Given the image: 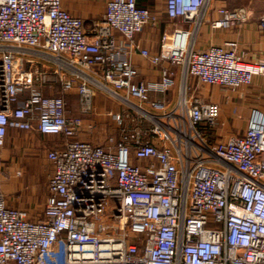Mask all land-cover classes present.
<instances>
[{
  "label": "built area",
  "instance_id": "obj_1",
  "mask_svg": "<svg viewBox=\"0 0 264 264\" xmlns=\"http://www.w3.org/2000/svg\"><path fill=\"white\" fill-rule=\"evenodd\" d=\"M209 1L164 0L165 15L198 27ZM215 11L213 28L251 15ZM158 20L137 0H106L87 29L61 0H0V149L9 128L63 139L46 151L42 216L9 205L0 189V264H264V111L253 108L242 132L217 140V102L182 89L173 109L149 98L174 84L171 65L233 89L264 74V61L245 59L231 39L195 50L192 30L178 26L150 52L134 36ZM134 52L159 66L158 80L138 78ZM98 90L127 106L112 114L119 126L105 144L76 138L81 118L65 98L76 92L89 115ZM5 176L0 159V185Z\"/></svg>",
  "mask_w": 264,
  "mask_h": 264
},
{
  "label": "crops",
  "instance_id": "obj_2",
  "mask_svg": "<svg viewBox=\"0 0 264 264\" xmlns=\"http://www.w3.org/2000/svg\"><path fill=\"white\" fill-rule=\"evenodd\" d=\"M61 2L65 10L84 20V25L87 29L104 16L106 9V0H61ZM137 3L149 7L159 17V20L155 24L147 23L143 30L134 36L135 41H137L141 47L147 48L150 52L157 53L159 51L161 34L164 29L172 30L174 26H178L181 28L189 27L192 30L191 40L195 50H202L210 44H220L225 40L231 39L238 43V51L245 59L264 61V0H210L203 14V21L198 27L185 26L167 18L165 15L164 0H137ZM222 5L227 7H247L251 15L247 20L229 28H213L209 24V19L218 17V13L215 9ZM132 60L138 68L139 79L150 82L159 79V66H153L147 58L141 56L138 52L132 54ZM170 69L174 75V84L166 92L149 91V98L150 100H163L168 108L173 109L177 104L183 85L185 86L186 96H197L196 90L197 87H199V82L190 74H187V77L184 78L183 66L181 64L171 65ZM222 87L224 88L222 89L224 92V99L223 102H221V100L218 101L222 123H220L219 117V124L214 133V138L217 140H224L231 135L242 132L248 124L249 116L253 108L264 111V74L256 75L248 85H241L233 89L226 86ZM45 91L47 93L52 92L51 90ZM65 98L67 101L68 115L74 118H81V128L76 134V138L87 140L94 144H105L109 135L116 133L117 128L108 132L104 126L97 124L93 113L89 115H82L80 113V103L76 92L72 91L65 94ZM70 99H72L73 102L72 109H70L68 105ZM90 123L96 124L93 129L89 128ZM20 135H24L26 141L23 142L20 139ZM53 139H58L59 142L63 140L60 135L41 134L36 130L26 132L9 128L5 143L0 149V159L8 162L5 168L6 170L4 169V171L8 173L10 171L11 179H13V181L16 179L17 181L14 185L13 183L6 182L7 176L3 178L0 189L3 191L4 195L7 194V196L5 195L6 202L9 205L17 203L19 207L26 209L32 218H39L42 216L47 196V181L52 172V164L49 161L51 164L50 173L46 172L45 174V172H42L41 181L37 184L34 175L33 178L29 177L25 182L20 181L19 175L15 173V170L21 166L24 160L28 163L38 162L39 160L36 158L23 159L18 155L17 151L12 154L10 152L8 153L5 146L18 149L25 145L26 148H28V146H34V143L37 145L40 142H49ZM47 144V146L42 144L45 148L43 150V152H45L44 157H46L47 149L58 145V143H52L51 141ZM132 161L137 164H142L141 160L136 158H133ZM18 189L22 191L20 195L23 196L24 200L16 202L14 198L8 194Z\"/></svg>",
  "mask_w": 264,
  "mask_h": 264
},
{
  "label": "rangeland",
  "instance_id": "obj_3",
  "mask_svg": "<svg viewBox=\"0 0 264 264\" xmlns=\"http://www.w3.org/2000/svg\"><path fill=\"white\" fill-rule=\"evenodd\" d=\"M172 21L184 25V23L180 19H174ZM198 86L199 87H197L196 94H197V97L199 99H202L204 101H214L217 103L220 100H221V102H223V99H224L223 93L224 92L222 89H224V88L222 86H220V85L219 86L208 85V84L202 83V82H199ZM54 88L52 89L51 87H48L46 90H48V91L51 90L52 92L53 91L58 92V90H59L58 87L55 86ZM68 105H69V108L72 109V106H73L72 99L69 100ZM92 106H93L92 113L94 114L95 120L97 121L96 123L104 126L108 132L113 131L114 129L118 128V126H119L116 123V121L114 120L112 114L115 111L116 112H119V111L123 112L124 110H127L126 105L119 104L112 96L104 93L103 91H99V90L97 91V93L93 97ZM131 112L133 114L135 113L134 110H131ZM142 119H143V117H142ZM124 121H126V119ZM149 122L150 121H148V122L146 121V124L147 125L150 124ZM125 123L126 122H124L123 124H125ZM220 123H222L221 116H220ZM20 139L23 142L26 141V137L24 135H20ZM50 141L52 143H56V144L59 143L58 139H53ZM49 142L44 141V142L38 143L37 145L34 143V146H30V147L28 146V148H26V146L23 145L22 148H18V149H12L9 146H5V149L7 150L8 153L10 152L12 154V153L17 151L18 155L21 156L23 159L24 158H29V159L36 158L37 160H39L38 162H34V163H32V162L28 163L27 161L24 160V162L21 164V166H19V168L16 169V170H20V171L22 169V171H21L22 174L19 175L20 181L25 182L26 179H28L29 177L33 178V175H34L35 181L37 184L39 181H41V178H42L41 173L42 172L43 173L45 172V174H46V172L50 173L51 164L47 160V158L44 157L45 152H43V150L45 148L42 145V144H44V146H47L48 145L47 143H49ZM7 164H8V162L6 160H2V165H3L4 169L6 168ZM6 176H7L6 182L13 183L14 185L17 183L16 179L14 181H13V179H11L10 171H9V173L6 172ZM20 191L21 190L18 189V190H15L14 192H12L8 195H11L16 202L23 201L24 198L22 195H20V193H22V191L21 192ZM5 195L7 196V194H5ZM12 206L19 207L17 205V203L13 204Z\"/></svg>",
  "mask_w": 264,
  "mask_h": 264
},
{
  "label": "bare ground",
  "instance_id": "obj_4",
  "mask_svg": "<svg viewBox=\"0 0 264 264\" xmlns=\"http://www.w3.org/2000/svg\"><path fill=\"white\" fill-rule=\"evenodd\" d=\"M185 39H186V36H183V38L179 37L180 42H184ZM182 92H185V86L184 85L182 87Z\"/></svg>",
  "mask_w": 264,
  "mask_h": 264
}]
</instances>
